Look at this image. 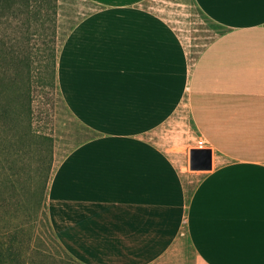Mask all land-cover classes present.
Instances as JSON below:
<instances>
[{
    "label": "crops",
    "instance_id": "obj_1",
    "mask_svg": "<svg viewBox=\"0 0 264 264\" xmlns=\"http://www.w3.org/2000/svg\"><path fill=\"white\" fill-rule=\"evenodd\" d=\"M59 55L92 135L53 169L47 212L82 264H264V0H193L185 36L161 0H87ZM213 151L188 172L190 150ZM192 170V169H191Z\"/></svg>",
    "mask_w": 264,
    "mask_h": 264
},
{
    "label": "rangeland",
    "instance_id": "obj_2",
    "mask_svg": "<svg viewBox=\"0 0 264 264\" xmlns=\"http://www.w3.org/2000/svg\"><path fill=\"white\" fill-rule=\"evenodd\" d=\"M16 2L12 9L6 10V15L0 16V42L6 43L9 50L17 51L20 56L22 68L19 70L24 69L23 78L32 86V129L38 135L52 139L57 162L92 135L90 129L68 108L61 92L58 69L59 55L69 31L94 7L87 0H56L55 6L43 0ZM160 3L162 11L172 17L174 26L193 41L198 40L195 36L203 34L210 27L193 0H161ZM53 41L58 49L56 84L46 69L47 44ZM17 164L21 168L25 165L24 162ZM5 165L9 167L8 162ZM31 165L37 166L36 162H31ZM185 169L192 174L196 173L190 165ZM31 176L33 168L20 170L14 205L9 208V212L2 211L1 214L10 216L6 225L14 228L18 235V245L24 252L23 264H66L43 217L44 209L40 205L37 180L32 190L28 188ZM33 190L34 194L37 190V194L34 195ZM6 225H0V231L5 235ZM187 252L190 259L188 264H205L190 246Z\"/></svg>",
    "mask_w": 264,
    "mask_h": 264
},
{
    "label": "trees",
    "instance_id": "obj_3",
    "mask_svg": "<svg viewBox=\"0 0 264 264\" xmlns=\"http://www.w3.org/2000/svg\"><path fill=\"white\" fill-rule=\"evenodd\" d=\"M43 1L53 3L54 6L56 3V0ZM15 3H17L16 0L13 2L0 0V16L6 15V10L12 9ZM54 41L50 45L47 44L46 69L49 76L51 75V80L56 84L58 49ZM19 68H22V64L18 52L9 50L6 43L0 42V225L3 223L6 225L10 219V216H3L1 213L6 210L9 212V208L14 205L20 170L26 167L33 168V176L28 183V188L32 190L34 181L37 180L40 189V205L44 209L43 217L48 223L53 242L59 248L64 263L82 264L60 244L49 220L47 195L56 164L55 151L49 136L38 135L32 129L34 113L32 86L23 78L24 69L19 70ZM6 162L9 164L8 168L5 165ZM18 162H24L25 165L21 168ZM31 162H36L37 166L32 167ZM6 227V235L0 231V264H23L24 252L18 245V235L14 228L9 225Z\"/></svg>",
    "mask_w": 264,
    "mask_h": 264
},
{
    "label": "water",
    "instance_id": "obj_4",
    "mask_svg": "<svg viewBox=\"0 0 264 264\" xmlns=\"http://www.w3.org/2000/svg\"><path fill=\"white\" fill-rule=\"evenodd\" d=\"M213 151L211 148H192L190 150V168L192 170H211Z\"/></svg>",
    "mask_w": 264,
    "mask_h": 264
},
{
    "label": "built area",
    "instance_id": "obj_5",
    "mask_svg": "<svg viewBox=\"0 0 264 264\" xmlns=\"http://www.w3.org/2000/svg\"><path fill=\"white\" fill-rule=\"evenodd\" d=\"M199 145H200L199 148H205V147H204V142H203V140H200V141H199Z\"/></svg>",
    "mask_w": 264,
    "mask_h": 264
}]
</instances>
